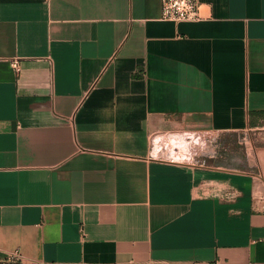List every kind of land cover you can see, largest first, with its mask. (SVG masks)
<instances>
[{"label": "crops", "instance_id": "crops-1", "mask_svg": "<svg viewBox=\"0 0 264 264\" xmlns=\"http://www.w3.org/2000/svg\"><path fill=\"white\" fill-rule=\"evenodd\" d=\"M199 3L0 0V264H264V146L162 144L264 128V0Z\"/></svg>", "mask_w": 264, "mask_h": 264}, {"label": "rangeland", "instance_id": "rangeland-1", "mask_svg": "<svg viewBox=\"0 0 264 264\" xmlns=\"http://www.w3.org/2000/svg\"><path fill=\"white\" fill-rule=\"evenodd\" d=\"M171 135L168 134L162 144L167 141L170 146L186 145L195 162L202 160L205 165H221L258 173L257 152L264 146V128L220 134L202 133L196 136L178 134L175 139Z\"/></svg>", "mask_w": 264, "mask_h": 264}, {"label": "built area", "instance_id": "built-area-1", "mask_svg": "<svg viewBox=\"0 0 264 264\" xmlns=\"http://www.w3.org/2000/svg\"><path fill=\"white\" fill-rule=\"evenodd\" d=\"M199 0H160L162 20L181 22L197 21L201 19ZM12 65L17 68V61L13 60Z\"/></svg>", "mask_w": 264, "mask_h": 264}, {"label": "trees", "instance_id": "trees-1", "mask_svg": "<svg viewBox=\"0 0 264 264\" xmlns=\"http://www.w3.org/2000/svg\"><path fill=\"white\" fill-rule=\"evenodd\" d=\"M261 114L264 115V112H262Z\"/></svg>", "mask_w": 264, "mask_h": 264}]
</instances>
